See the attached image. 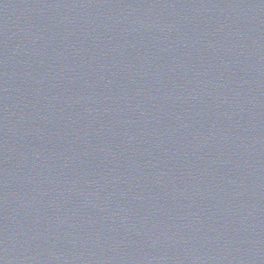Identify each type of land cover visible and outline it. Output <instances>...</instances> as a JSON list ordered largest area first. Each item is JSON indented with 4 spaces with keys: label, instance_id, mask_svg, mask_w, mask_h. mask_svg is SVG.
<instances>
[{
    "label": "water",
    "instance_id": "water-1",
    "mask_svg": "<svg viewBox=\"0 0 264 264\" xmlns=\"http://www.w3.org/2000/svg\"><path fill=\"white\" fill-rule=\"evenodd\" d=\"M0 264H264V0H0Z\"/></svg>",
    "mask_w": 264,
    "mask_h": 264
}]
</instances>
